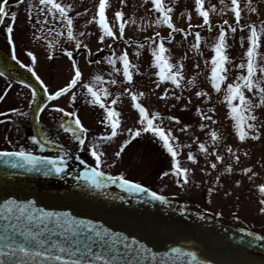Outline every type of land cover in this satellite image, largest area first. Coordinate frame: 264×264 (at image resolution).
<instances>
[{
  "label": "snow or ice",
  "instance_id": "1",
  "mask_svg": "<svg viewBox=\"0 0 264 264\" xmlns=\"http://www.w3.org/2000/svg\"><path fill=\"white\" fill-rule=\"evenodd\" d=\"M220 2V12L223 14L231 11L234 20L231 24L226 20L223 21L218 28V35L214 38L215 42L210 45L214 50V54L210 58L211 85L217 92H220L222 82L226 80L225 62L229 59L225 52V48L227 47V32L230 31L235 34L237 28L247 30L246 37H240L241 44L244 43L245 39L248 42L244 52L246 61L242 60L241 63L236 65L238 68L246 71L241 72L235 81L227 83L224 89L223 99L227 102L229 109L228 115L233 118V128L239 141L243 142L249 138L252 140H260L264 136V133L261 132L259 125L256 123L257 117L255 110L258 107L264 106V63L258 62V60H264V53L260 52L261 45L264 44V21L242 22L240 0H230L229 3L220 0ZM14 3L20 5L22 0H14ZM120 3L124 4L125 0H120ZM204 5L205 0H194L195 10L202 17L203 25H206L209 31H211L213 25L210 20V13L216 11V6L210 5L209 7H205ZM108 6V0H98L96 15L92 16L89 21V23L92 21L98 23L100 30L98 40L101 42L105 41L106 37L112 38L113 40L125 38V25L127 21L123 19L125 16L124 11L117 10L114 13L116 20L119 21V34H117V31H114L113 26L110 25L106 16V8ZM150 6L158 13L152 20L153 24L167 25L173 31L183 33L185 37L189 35L193 26L189 24L187 31L184 28H177L171 16L172 9L165 4L164 0H150ZM72 8L73 5L71 3L62 2V0H38L35 5L29 0L26 7L27 14L35 21L32 24L34 29L32 39L34 41L45 42L49 58L53 56L56 49H59L71 61L73 73L70 79L54 91H49L45 81L36 74L34 66L38 62V57L32 50L24 49L30 58L29 63L19 61L16 37L14 35V23L17 20L18 13L17 11L10 10L7 0H0V24H5L6 17L10 18L9 22L4 26L3 31L6 34V42L10 46L11 59L22 63L23 67L28 69L31 75L35 77V80L40 85H43V88L39 89V91L45 93L46 96L41 97L38 96L36 86L32 83H26L24 80L20 81L21 84L26 83V87L31 90L32 99L30 103L37 102L36 108L33 109L34 119L39 121L40 113L44 110L45 105L59 113H66L67 117L74 119H64L61 117L59 127L71 133L79 145L84 146L85 134L89 129L82 123L77 111H67L65 107L59 104L49 103L61 97L63 94L68 93H70L68 103L71 104L76 101L78 99V92L73 89L78 82L82 81L83 76L81 67L73 58V49L64 47L60 38L66 36L69 40L75 42L76 49L83 46L88 50L89 55L92 52L89 46L87 44L82 45V41L77 38V34H74V17L69 14ZM243 8L249 13L259 14V9L253 6V0H247ZM84 11L87 12L88 9L85 8ZM75 15L80 16L81 13L76 12ZM188 18L191 19V13H188ZM173 31L168 33V40L173 39ZM82 34L80 33V35ZM157 39L159 43H156ZM165 39L159 32H153L152 38H144V43L132 41L131 38H128L126 43L138 45L135 49L137 57L141 54L140 49L144 48V44L147 43L148 50L152 54L151 62L158 69L155 72V76L161 82L170 81L176 87H180L182 80H184L182 71L184 64L177 62L174 65L170 61ZM202 39L201 33L196 31L195 43L192 47L199 50ZM105 46L112 47V45ZM104 60L112 67L113 72L120 73L122 71L124 80L128 82L133 81V70L136 72L140 71L130 61L129 52L126 49L120 51L119 55L113 51L109 56L104 57ZM88 62L100 63V61L92 60ZM118 62L121 63L122 67H117ZM258 72L260 73L259 75H257ZM2 74L0 72V75ZM109 77H111V74H109ZM105 80V76L96 74L91 76L89 80H83L82 87L86 90L84 97L87 102L94 106L98 105L103 110L101 123L107 125L108 130L101 133L102 139L111 140L121 131L128 133V138L124 139L119 145V150L115 152V156L120 157L125 146L129 145L133 138L150 132L159 138V141L171 157V167L167 172H161L160 175L167 176L170 172L176 177V184L181 186L186 184L189 181V174L193 172V168L182 166L180 163L178 159L179 152L174 144L178 138L173 135L172 128H165L162 125V121L157 122L158 118L162 117V113L160 111L150 110L141 102L140 98L145 96L143 91H130L128 88H125L124 92L128 93L131 98V107L137 111V124L139 126L135 128H122L123 117L121 112L114 106L117 103V97L120 96V93L117 92L112 99L106 101L105 98L111 94ZM108 83L116 84L117 80L109 78ZM195 83L194 78H189V84ZM11 87V84L7 86L8 89ZM156 87L159 88L160 85L157 84ZM70 90L73 91L70 92ZM246 90L251 92L253 96L258 97V99L253 100L250 96L246 95ZM170 95H175V93H170L167 88L160 93L161 98H166ZM195 95L210 99L208 92L204 89L195 92ZM175 98L177 100L180 99L179 96ZM4 99L5 95H0V101ZM7 111L15 113L17 116L27 115V112H21L16 107H11ZM195 111L199 114L201 121L209 120L215 123L213 117L206 115L205 112L201 111L199 106H196ZM208 111L214 112L215 109L209 107ZM167 119L180 123V117L177 115H170ZM189 127V124H183V129H188ZM198 127L204 129L207 125L200 123ZM219 139V132L215 129L211 130L210 142H217ZM30 140L35 142L40 149L55 144L54 140L48 139L44 131L31 135ZM45 141H47V144ZM197 142L200 152L208 154L209 150L205 142ZM88 151L91 157L94 158L95 166L89 163L76 176L77 180L83 178L98 189L104 188L107 184H118L119 188L126 189L130 194H143V197L138 198L150 197L153 200L167 201L168 198L165 195L154 191L142 182L126 178L123 172L112 175L102 171L100 166L104 163L102 157L105 156V153L100 149V140L94 138L93 143L88 145ZM227 151L231 154L232 160H240V156L236 154L239 149H233L232 145L229 144ZM212 153H216V155L210 167L211 169H216V162L221 161L223 156L217 153L216 148H212ZM244 155H248V153L245 152ZM0 157L6 158L5 162L8 164H14L21 168L28 165L36 168L38 171L43 169L48 173L54 172L60 174L68 168V164L65 163L68 159V153L63 150L62 146L59 155H36L33 151L26 150L25 147L21 146L18 149L13 148L12 150L0 149ZM75 159L80 160L81 163H86V161L81 160L80 155H76ZM186 159L195 163L197 156L190 151L187 153ZM112 163L115 164L116 161L113 160ZM224 171L232 173L233 164H227ZM239 171L245 174L251 173L248 176V180L250 181L257 175L255 171H252L251 165L242 167ZM72 174L71 171L68 172V175ZM219 180L220 177L217 176L216 181L219 182ZM241 183V179L235 180L237 186L241 185ZM254 187L259 194L260 207L258 208V212L264 214V182L257 183ZM214 191L215 189H209V202H211V193ZM227 194L225 193V195ZM196 215L202 216L203 213L197 212ZM216 215L220 216L222 213L217 212ZM235 219L239 220L240 217L237 215ZM240 232L246 233L250 237L247 241L248 244L255 245L258 240L264 241V235H261L260 232L251 231L248 228H241ZM54 233L58 235L54 236ZM240 239L244 240V237L242 236ZM97 241H99V245L95 243ZM185 257L188 260V264H212L211 260L198 259L196 252L182 249L178 246L170 248L167 252L157 253L143 241L137 240L135 237L129 238L124 236L123 233H117L109 228H103L98 223L90 219L74 216L69 211H56L36 207V202L31 199L21 201L9 198L5 199L3 204L0 205V264H184Z\"/></svg>",
  "mask_w": 264,
  "mask_h": 264
},
{
  "label": "rangeland",
  "instance_id": "2",
  "mask_svg": "<svg viewBox=\"0 0 264 264\" xmlns=\"http://www.w3.org/2000/svg\"><path fill=\"white\" fill-rule=\"evenodd\" d=\"M13 1L7 0V2ZM28 2L29 0H23L20 5L9 4L10 10L18 13L17 20L14 23L17 52L20 53V51L27 48L37 55L38 62L34 66L36 73L43 77L49 91H54L70 79L73 73L71 61L59 49H56L53 56L49 58L45 42L32 39L34 31L32 24L35 21L26 12ZM37 2L38 0H31L34 5ZM62 2L73 5L69 14L74 17V34H77V38L82 41V45L87 44L92 50L91 55H89L88 50L83 46L76 49L75 42L69 40L66 36L60 38L64 47L73 49V58L77 61L83 73L82 81L89 80L93 75L101 74L105 76V83L111 94L105 98L106 101L112 99L117 92L120 93L114 106L121 112L123 117L122 128L139 126L137 124V111L131 107V98L128 93L124 92V89L143 91L145 96L140 98L141 102L150 110L162 113V117L158 118L157 122L162 121V125L165 128H172L173 135L178 138L174 142L179 152L178 159L182 166L193 168V172L189 174V181L183 186L175 183L176 177L170 172L167 176H161V172H167L171 167V157L159 141V138L150 132L133 138L129 145L125 146L121 156L116 157L115 152L119 150V145L122 141L128 138V133L121 131L111 140L102 139L101 133L108 130V126L101 123L103 110L98 105L94 106L87 102L84 97L86 90L82 87V81L78 82L73 89L78 92L76 101L69 104L70 93H68L63 94L50 103L59 104L65 107L67 111H77L82 123L89 129L85 134V145L79 147V143H73L72 139L63 133L57 135L58 140L56 139V141L65 150H69L75 156L80 155L83 160L90 162L92 159L89 155L88 145L93 143L94 138L100 140V149L105 153V156L102 157L104 163L100 166L103 171L115 175L123 172L126 178L142 182L147 187H151L154 191L166 197L177 196L187 205L200 207L204 211L207 209L206 212L212 215L220 212L222 213L220 217L225 220L244 224L250 229L264 234V214L258 212L260 207L259 194L254 187L255 184L264 182V136L260 140L249 138L243 142L239 141L233 128V118L228 115L227 102L223 99L227 83L235 81L241 72L246 71L236 65L241 63L242 60L246 61L244 52L248 42L245 39L244 43L241 44L240 37H246L247 30L237 28L235 34L230 31L227 32L225 52L229 59L225 62L226 80L222 82L220 92H217L212 87L210 79V58L214 54V50L210 45L215 42L214 38L218 35V28L223 21L226 20L229 24L233 22L234 16L231 11L222 14L220 12V0H205V7L216 6V11L210 13L213 27L209 31L208 27L203 25L202 17L195 10L194 0H164L165 4L172 9L171 16L177 28H184L187 31L189 24L193 26L189 35L185 37L183 33L173 31L167 25H155L152 23L158 13L151 8L150 0H147V2L146 0H125L124 4H121L120 0H108L109 6L106 8V16L114 31H117V34H119V21L116 20L114 13L117 10H123L125 13L123 17L127 21L125 38L113 40L106 37L105 41L101 42L98 40L100 30L97 22L92 21L89 23L91 17L96 15L95 10L98 0H62ZM224 2L229 3L230 0H224ZM246 2L247 0H240L242 22L264 21V0H253V6L259 9V14L249 13L244 9L243 5ZM85 8L88 9L87 12L84 11ZM76 12H80L81 15L76 16ZM188 13H191V19L188 18ZM9 19L8 17L5 18L3 26L9 22ZM170 31H173V39L168 40L167 35ZM196 31H199L203 38L200 42L199 50L192 47L195 43ZM153 32H159L161 36L166 38L165 45L170 61L174 65L177 62L184 64L182 70L184 80H182L180 87H176L170 81L161 82L158 80L155 76V72L158 69L151 62L152 54L148 50L147 43L144 44V48L140 49L141 54L138 57L135 54V49L138 45L126 43L128 38H131L132 41L144 43V38H152ZM80 33L83 34L80 35ZM2 43L3 39L0 37V45ZM156 43H159L158 39ZM105 45H112V47H106ZM125 49L129 52L130 61L140 69L139 72L133 70V81L131 82L124 80L122 71L120 73L113 72L112 67L104 60V57L109 56L113 51L119 55L120 51ZM260 52L264 53V44L261 45ZM23 54L26 58L24 59L23 57L22 61L29 63L30 58L27 53L24 52ZM89 60L100 61V63H89ZM258 62L264 63V60H258ZM117 67H122L120 62H118ZM109 74H111V77H109ZM259 74L258 72L257 75ZM109 78L116 79L117 83H108ZM189 78H194L196 83L189 84ZM157 84L160 85L159 88L156 87ZM165 88L170 93H175V95L161 98L160 93ZM200 89L208 92L210 99H205L203 96L197 97L195 92ZM73 90H70V92ZM245 94L253 100L258 99V97L253 96L247 90ZM176 96H179L180 99L177 100ZM20 103L18 104L16 98H5L2 107H0V113H2L0 117L10 113L7 109L11 107L20 108ZM26 103L27 100L24 101L22 106H25ZM31 104L24 112H31ZM196 106H199L206 115H211L215 123L209 120L201 121L199 114L195 111ZM209 107L214 108L215 111L209 112ZM255 114L257 117L256 123L259 125L261 132L264 133V106L258 107L255 110ZM170 115L179 116L180 123L168 120L167 117ZM66 116V113H59L47 106L42 112L41 124L46 128L52 122L60 120L61 117L66 119ZM184 123L189 124L190 127L183 129ZM200 123L206 124L207 127L204 129L199 128L198 125ZM8 128L9 141L12 146V127L8 125ZM213 129L220 134V139L217 142H210V131ZM197 141L205 142L209 150L208 154L200 152ZM229 144L232 145L233 149H239L236 153L240 156L239 161L231 159V154L227 151ZM212 148H216L217 153L223 156L221 161L216 162V169H211L210 167L216 155V153H212ZM190 151L197 156L195 163L186 159L187 153ZM245 152L248 155H244ZM113 160L116 161L115 164L112 163ZM229 163L233 164L232 173L224 171V168ZM249 165L252 166V171L257 173L251 181L248 180V176L251 173L245 174L239 171L240 168ZM217 176L220 177L219 182L216 181ZM236 179L242 180L241 185L237 186L235 184ZM210 188L215 189L211 193V202H209ZM225 193L228 194L225 195ZM237 215L240 217L239 220L235 219Z\"/></svg>",
  "mask_w": 264,
  "mask_h": 264
},
{
  "label": "water",
  "instance_id": "3",
  "mask_svg": "<svg viewBox=\"0 0 264 264\" xmlns=\"http://www.w3.org/2000/svg\"><path fill=\"white\" fill-rule=\"evenodd\" d=\"M0 58L15 71L13 73H21L24 78L6 72L0 66L2 75L33 84L28 73L16 66L1 50ZM38 96L43 97L39 89ZM5 159L0 157V205L9 198L21 201L31 199L36 202V207L69 211L103 228L123 233L129 238L135 237L157 253L178 246L196 252L198 259L211 260L212 264H264V241L248 244L250 237L240 232L241 228L250 229L246 225L227 221L199 207L186 206L175 197H167L166 202L150 197L138 198L143 194H130L118 184H107L98 189L83 178L76 179L88 164L76 160L73 154L68 155L65 161L68 168L60 174L43 169L38 171L28 165L17 167L6 163ZM69 171L73 174L68 175ZM197 212L203 215L197 216ZM242 236L244 240L240 239ZM95 243L99 245V241ZM184 264H188L186 257Z\"/></svg>",
  "mask_w": 264,
  "mask_h": 264
},
{
  "label": "flooded vegetation",
  "instance_id": "4",
  "mask_svg": "<svg viewBox=\"0 0 264 264\" xmlns=\"http://www.w3.org/2000/svg\"><path fill=\"white\" fill-rule=\"evenodd\" d=\"M22 2H23V0H22ZM11 3H14V1L8 2V4H11ZM3 29H4L3 24H0V37H2V39H3V43H2V45H0V49L5 53V55H7L11 58L10 46L6 42V34L3 32ZM24 52H25L24 50L20 51V53L17 52L19 61H22L23 57H24V59L26 58L25 55L23 54ZM14 62L17 63L18 65H20L22 68H24L22 63H19L17 61H14ZM0 66L3 69H5L6 72H9V73L15 72L12 69H9L8 65H5L2 58H0ZM25 70L30 73V71L28 69H25ZM13 74H15L19 78H24V76L21 75V73H18V74L13 73ZM37 75H39L41 77V79H43V77L40 74H37ZM30 78L32 79L33 84L38 89L43 88V85H40L39 82L35 80L34 76L31 75ZM9 84L12 85V87L10 89L7 88V86ZM0 95H5V98H8V99H11L12 97L16 98L18 104L23 100V102L20 103L21 107L19 108L21 110V112H24L28 108V106L30 104V100L32 99L31 98V90L28 89L25 85H23L19 82H16L10 78H5L1 75H0ZM25 100H27V103L25 106H22L24 104ZM0 104H1L0 107H2L3 101H0ZM31 107H32V104H31ZM46 107H47V105H45L44 110ZM42 112L40 113L39 121H37V124H36L37 126L32 124V116H31V112H29V111H27L26 116H17V114L10 112L6 116L0 117V146H1L0 149H13V148L18 149V147L22 146V147H25L26 150H32V151L46 150V147L44 149H40L39 146L37 144H35V142L30 140L31 135H34L37 132H41V131L46 132L48 139L54 140L55 143H59L56 141V139H57V135L61 134V133L66 134L69 138H71L73 143L77 142L72 137L71 133H69V132L65 131L63 128L59 127L60 120H56V121L52 122V124H50L49 126H46V128H45L44 125L41 124L42 123L41 122ZM69 118H71V117L66 116V119H69ZM8 125L12 127V130H11L12 135H13L12 146H11V142H9ZM4 145H8L9 147L4 146ZM47 149L51 150V147H48ZM89 155L91 157L90 152H89ZM91 159L92 160L90 161V163H92L94 165V158L91 157Z\"/></svg>",
  "mask_w": 264,
  "mask_h": 264
},
{
  "label": "bare ground",
  "instance_id": "5",
  "mask_svg": "<svg viewBox=\"0 0 264 264\" xmlns=\"http://www.w3.org/2000/svg\"><path fill=\"white\" fill-rule=\"evenodd\" d=\"M45 143L47 144V141ZM48 147H50V146H46V150H40L39 151L40 155H51V154H47V153H49L51 151V150L47 149Z\"/></svg>",
  "mask_w": 264,
  "mask_h": 264
}]
</instances>
